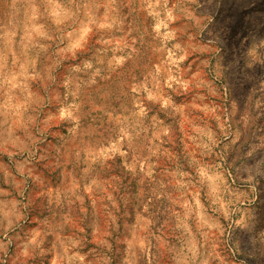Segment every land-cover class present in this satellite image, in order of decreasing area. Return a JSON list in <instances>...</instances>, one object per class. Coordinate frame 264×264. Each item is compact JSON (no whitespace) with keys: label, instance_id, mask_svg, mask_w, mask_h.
<instances>
[{"label":"rangeland","instance_id":"rangeland-1","mask_svg":"<svg viewBox=\"0 0 264 264\" xmlns=\"http://www.w3.org/2000/svg\"><path fill=\"white\" fill-rule=\"evenodd\" d=\"M0 264H264V0H0Z\"/></svg>","mask_w":264,"mask_h":264}]
</instances>
